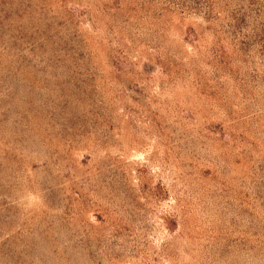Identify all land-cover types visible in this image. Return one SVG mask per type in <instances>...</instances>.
I'll return each mask as SVG.
<instances>
[{"label": "rangeland", "instance_id": "374dc122", "mask_svg": "<svg viewBox=\"0 0 264 264\" xmlns=\"http://www.w3.org/2000/svg\"><path fill=\"white\" fill-rule=\"evenodd\" d=\"M0 264H264V0H0Z\"/></svg>", "mask_w": 264, "mask_h": 264}]
</instances>
